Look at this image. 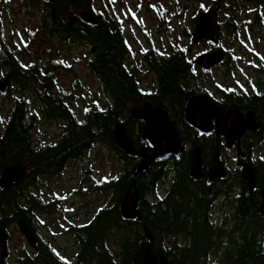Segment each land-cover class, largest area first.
I'll return each instance as SVG.
<instances>
[{
  "label": "trees",
  "instance_id": "trees-1",
  "mask_svg": "<svg viewBox=\"0 0 264 264\" xmlns=\"http://www.w3.org/2000/svg\"><path fill=\"white\" fill-rule=\"evenodd\" d=\"M189 1H185L184 8ZM220 1H212L206 10H218L217 4ZM238 1L248 0H232V4ZM41 5L48 21L47 31L53 39L59 43L83 42L86 47V67L97 79L105 104L101 108L93 106L85 114L83 121L77 120L74 112L63 101L49 93L56 87L52 71L44 68L40 71L33 62L29 67H24L16 57L22 51L19 48H10L3 42L0 33V68L6 69L2 79L9 77L6 92L11 91L12 85L24 91L30 90L39 99L42 106L40 110L46 120L63 122L62 134L66 136L65 139H90V152L96 146L106 147L124 166L116 178L105 179L94 186V190L102 194L110 193L112 206L96 210L90 219V230L85 227L75 235L79 244L78 264H133L134 256L147 243L143 226L152 238V254L158 262L163 259L164 264L263 262L264 217L260 206L264 191V157L259 156L254 162L253 155H248L256 143L264 140V91L253 85L241 90L234 87L224 89L217 85L220 97V101H217L200 86L199 80H204L208 72H200L186 58V50L176 47L167 58L163 56L160 63L152 58V64L155 65H151V68L156 86L154 91H141L138 81L133 74L126 71L124 65L123 58L128 48L126 49L120 27L107 12H95L94 0H41ZM206 10L199 8L192 16L193 28L199 14ZM84 11L92 15L95 24L83 21L81 12ZM222 26L230 33L236 29V25L228 21L222 23L221 29ZM2 27L0 20V31ZM190 34H186V37L189 38ZM231 53L232 51H228L223 60L224 64ZM59 66L58 64L56 67ZM195 95L206 97L219 109H234L242 113L252 111L257 115L261 124L257 136L261 139L256 143L245 139L243 143L248 150L244 152L247 163L254 170V192L248 193V187L238 171L228 174L226 179H220L216 185L208 186L203 181L205 178L200 181L193 180L189 175L191 151L195 145L200 146L199 139H195L191 147L188 148L185 144L178 161L170 162L171 165L154 164L137 177V190L140 195L138 210L142 220L125 221L119 211V204L133 179L138 158L127 157L114 145V124L124 125L137 150L143 147L144 143L139 139L142 124L130 115V110L149 102L170 114L179 136L181 130L192 134L193 131L184 123V107L188 99ZM27 112L26 104L16 101L3 132L0 133V174L16 164L29 167V172L22 180L7 188H0V229L5 231L7 237L8 227L16 225L20 219L28 224L32 232L36 231L29 216L31 204L34 209L43 212L54 209L52 202L41 206L31 191L38 189L40 178L57 175L61 166L58 149L54 146H48L42 151L33 150L32 127L26 123ZM134 123L137 125V132L134 130ZM202 142L203 164H207L206 156L213 154L215 142L213 139ZM169 177L174 179L172 188L167 191L163 202L156 203L157 189ZM225 198L227 199L224 201ZM217 201L224 202L229 211L220 220H215L212 216L213 205ZM112 237L116 240L114 243L111 242ZM37 240V250L31 253L22 252L16 258L15 264H61L48 244L41 238Z\"/></svg>",
  "mask_w": 264,
  "mask_h": 264
},
{
  "label": "rangeland",
  "instance_id": "rangeland-1",
  "mask_svg": "<svg viewBox=\"0 0 264 264\" xmlns=\"http://www.w3.org/2000/svg\"><path fill=\"white\" fill-rule=\"evenodd\" d=\"M185 1L94 0L95 12H107L120 27L126 49L128 48L123 59L127 66L130 64L140 67L141 73H136L135 79L141 91H153L156 86L154 78L143 73L142 60L147 52L168 57L176 47L185 49L191 57L204 49L201 45L192 46L186 34L192 33L194 29L191 26V18L197 10H206L215 0H190L184 8ZM233 4L232 0H221L217 4L219 23L222 25L228 21L236 25L233 33L222 26L219 46L233 51L240 63L229 70H215L212 75L199 80L200 86L217 101H220L217 85L224 89L234 87L237 90L248 89L253 85L264 91V78L253 76L248 70L249 60L254 56L264 60V10L258 18L250 14L246 3L238 1ZM42 9L41 0H0V20L3 23L0 33L3 42L12 49L19 48L22 51L20 55L16 54V57L24 67H29L33 62L40 71L43 68L52 71L56 87L49 93L63 101L74 112L77 120L83 121L90 108H101L105 104L104 94L97 79L86 67V47L83 42L59 43L53 39L47 31L48 21ZM58 64L60 66L56 67ZM5 73L6 69L0 68L1 78ZM10 87L11 91L0 93V133L3 132L15 102L19 101L27 106L26 123L32 127L31 135L35 142L41 147H44L47 141L53 143L62 132V124L43 117L39 99L30 90L17 89L15 85ZM186 144L189 145L190 140ZM254 150L256 159L259 156L264 157V141L257 144ZM234 157V151L222 150V159L228 161V167L232 170L235 166ZM123 169L124 166L108 148L96 146L90 152V219L101 207L112 206L110 193L102 194L94 190V186L105 179L116 178ZM78 170L77 166H72L61 176L40 178L38 189L31 191L41 206L48 202L54 205L53 210L43 212L34 209L31 204L29 216L39 238L48 244L61 263L65 261L66 254L76 251V240L70 231L71 227L77 225V220L85 219L87 214L88 184L83 187L86 193L68 197L78 185ZM62 197L64 201L58 202ZM220 212L221 210H213L212 216L215 220L224 218V213ZM8 232V256L5 264H15L16 258L22 252L31 253L32 250L26 245L15 224L8 227ZM114 237L111 238L112 243L116 241Z\"/></svg>",
  "mask_w": 264,
  "mask_h": 264
},
{
  "label": "water",
  "instance_id": "water-1",
  "mask_svg": "<svg viewBox=\"0 0 264 264\" xmlns=\"http://www.w3.org/2000/svg\"><path fill=\"white\" fill-rule=\"evenodd\" d=\"M82 19L85 22L95 24L96 21L89 13H84ZM221 30L219 26V13L217 9H208L199 14L196 19L194 29L189 36V43L197 46L206 41L211 46H217L220 43ZM224 59V54L220 49L214 52H204L199 54L194 63L210 71L219 66ZM9 84V77L0 80V93H3ZM130 115L140 121L143 126L141 129L140 141L144 146L138 150L127 135L125 127L121 123H116L112 129V138L114 145L121 150L127 157H138L139 160L132 175V181L127 186L119 204V211L125 221H141V214L138 210L140 195L137 190V177L149 170L154 164H162L170 159L178 161L182 154L181 140L172 124L169 113L159 106H152L146 103L140 107L130 110ZM184 122L198 136L208 137L213 131L217 136H223L224 147L232 149L236 147L235 163L240 168V177L248 187V193L252 194L255 190L254 170L250 165L243 164L244 155L241 153L240 142L245 132L257 134L260 131V124L256 121L255 114L251 111L245 114L238 110H227L221 112L214 103L206 97L195 95L188 99L184 107ZM202 151L199 146H195L191 151L190 177L193 180H200ZM207 179L215 182L218 179H224L227 171L221 162L219 143L217 142L211 163L207 171ZM26 176L25 168L22 164H16L8 167L0 174V188L4 189L12 186ZM260 212L264 217V191L262 192V204ZM16 227L23 237L26 245L34 249L36 239L28 224L20 219L16 222ZM143 231L146 242L140 247L133 258V264H164L155 258L150 249L152 242L151 236L145 226ZM8 256V237L3 229H0V264H5ZM260 264H264V261Z\"/></svg>",
  "mask_w": 264,
  "mask_h": 264
},
{
  "label": "flooded vegetation",
  "instance_id": "flooded-vegetation-1",
  "mask_svg": "<svg viewBox=\"0 0 264 264\" xmlns=\"http://www.w3.org/2000/svg\"><path fill=\"white\" fill-rule=\"evenodd\" d=\"M241 2H244L246 3L248 6H249V11H250V14L252 16H256L258 18H260V15H261V12H263L264 10V0H248V1H241ZM204 12V11H203ZM261 22V21H259ZM219 26H220V30H221V35H222V29H221V24L219 23ZM188 41H189V38H188ZM199 45H201L202 47H204V49L202 51H197L196 55L195 56H191L189 57L188 55H186V58L188 60H191L190 62L195 66V68H197L200 72L202 71H205L204 69H202L201 67L197 66L195 63H194V60L195 58L201 54V53H204V52H214L216 51L217 49H220L223 54H224V58L227 57L228 55V51H224V49H222L221 47H218V46H211L209 45L206 41H203L201 42ZM197 45V46H199ZM197 46H194V47H197ZM188 53L190 52V50L188 49L187 50ZM155 58L156 59V63H160L161 62V58L163 56H160L159 54L158 55H155V54H152L151 51L147 52V55H145V59L142 60V64H143V73L144 75L148 76V77H151V78H154V75H153V72H152V68H151V65H155V64H152L153 63V60L152 58ZM163 58H167V57H163ZM224 60V59H223ZM226 64L223 63V61L221 62V64L215 68H213L212 70L210 71H205V72H208V75H212L213 72L215 70H218V69H231L232 67H235L238 63H240V60L238 58V56L234 55L233 54V51L231 53V56H229V58L226 60ZM250 64L248 66V70L250 71V73L257 77V78H264V60L263 59H260L259 57L257 56H254L253 59H250ZM124 65H125V68H126V71L130 74H133L134 77L136 75V73L139 72L140 70V67H135V66H130V64L127 66L126 62L124 61ZM199 72V73H200ZM141 73V72H139ZM138 73V74H139ZM0 80H3L1 77H0ZM155 80V79H154ZM7 89V88H6ZM150 91V90H148ZM146 91V92H148ZM154 91V89H153ZM4 93V92H3ZM201 96V95H200ZM209 100V99H208ZM210 101V100H209ZM211 102V101H210ZM146 103H149V102H146ZM146 103H143L142 105L146 104ZM213 103V102H212ZM150 104V103H149ZM141 105V106H142ZM151 105V104H150ZM153 106V105H152ZM216 106V105H215ZM140 107V106H139ZM217 107V106H216ZM135 108V107H133ZM218 108V107H217ZM132 109V108H131ZM219 109V108H218ZM221 112H226L227 110H233V109H219ZM252 112V111H251ZM242 113V112H241ZM245 114V113H243ZM255 114V113H254ZM170 115V114H169ZM255 118H256V121L258 122V118H257V115L255 114ZM137 120V119H136ZM138 121V120H137ZM139 123H141L140 121H138ZM62 124V132L60 134V136L55 139V141L53 143H51V141H47V143L44 145V147H41L40 145H38L36 142H35V139H31L32 141V148L33 150L37 151V150H44L46 149L48 146H54L56 149H58V155H59V159H60V171L57 175L53 176V177H56V176H61L62 174H64L66 171H68L70 168H72V166H77L79 168L78 172L80 173L79 174V177H78V185L77 187H74L70 193V195L68 196L69 198L70 197H74V196H77V195H80V194H83L84 192L86 193L87 191H84L83 190V187L84 185L88 184L89 187H88V197H89V203H88V207H87V214L85 215V219L81 218L80 220H77L76 221V224L77 225H73V227H71L70 231H72L73 233V236L75 238V235L77 234V232H81V230L85 227L89 228L90 230V139H65L66 136L63 135V130H64V124L63 122H60ZM185 123V122H184ZM259 123V122H258ZM142 124V123H141ZM260 124V123H259ZM186 125V124H185ZM143 126V124H142ZM187 126V125H186ZM188 127V126H187ZM189 128V127H188ZM142 129V128H141ZM191 129V128H190ZM260 129H261V124H260ZM134 130L137 132V125L136 123H134ZM176 130V129H175ZM192 130V129H191ZM193 131V130H192ZM177 132V131H176ZM260 132V131H259ZM257 134H253L251 132H245L241 138V142H240V149H241V153L244 155V158L242 159V163L243 164H247V159H246V155L244 154V152H248L247 150V147L246 146H243V143L245 141V139H250L251 140V143H256V141H258L259 138ZM141 136V134H140ZM179 139H185L184 141H181V145H182V148L185 146L186 142L188 140H190V144L187 145L188 148L191 147V145L193 144L194 140L195 139H199V145H195V146H199L200 148H202V144L204 142H202L203 140H206V139H213L214 142H215V145L216 143L218 142L219 143V149H220V157H221V162L223 163L226 171H227V176L228 174H233L235 173V171L239 172V176H240V168H238L236 166V163H235V157H234V163H235V166H234V169H230L228 167V164H227V160L225 159H222V150L225 149V150H228V151H234V155H236V147L232 148V149H226L224 147V141H223V136H217L216 133H215V130L213 131V133L208 136V137H205V136H198V134H196L195 131L192 132V134L188 133L185 131L184 133V130H181L180 131V136L178 135ZM140 139V137H139ZM262 139H264V137H262ZM264 141V140H263ZM261 141V142H263ZM260 143V142H259ZM258 143V144H259ZM214 145V147H215ZM257 145V143L252 147V152L249 153L248 156H252V160L254 162H256V159L254 157V148L255 146ZM194 146V147H195ZM192 147V148H194ZM202 151V149H201ZM213 155V154H212ZM212 155L209 157V156H206V163L207 164H203V155H202V162H201V173H202V178L200 180H203L205 178V180H203L208 186L209 185H216L218 183V180H216L215 182H210L208 179H207V174H206V171L208 169V167L210 166V163H211V157ZM138 158V157H136ZM139 160V158H138ZM174 161L173 159H170L168 162H166L165 164H168L170 162ZM171 165V163L169 164ZM251 166V165H250ZM25 172L26 174L29 172V167L26 166L25 167ZM190 173V171H189ZM190 175V174H189ZM226 176V178H227ZM48 178H51V177H48ZM224 178V179H226ZM47 179V178H46ZM173 180L171 177H169L166 182L164 183L163 186H160L158 187L157 189V198L158 200L156 201V203L158 202H163V200L166 198L167 196V191L171 190L172 188V183H173ZM200 180H197V181H200ZM235 190V189H234ZM228 191V190H227ZM238 192V189L236 190ZM228 195L231 196L230 192L228 191ZM232 195H234V193H232ZM225 196V195H224ZM223 196V197H224ZM220 197V196H218ZM227 198L224 199V201L226 200ZM64 201V198H59L58 199V202H63ZM216 209V210H221L220 213H224V217L226 216L227 212H228V208L227 206L224 204V202L222 201H217L214 205H213V210ZM226 209V211H224ZM212 210V211H213ZM222 217V216H221ZM31 229V228H30ZM36 232V233H35ZM34 234V237L36 239V247L34 249H31L32 252H35L37 250V244H38V240L37 238H39L38 236V233L37 231H34L33 232ZM76 240V251L73 253V254H66L64 259L65 261L62 262L61 264H78V253H79V244H78V240L75 238ZM82 264V263H81Z\"/></svg>",
  "mask_w": 264,
  "mask_h": 264
},
{
  "label": "snow or ice",
  "instance_id": "snow-or-ice-1",
  "mask_svg": "<svg viewBox=\"0 0 264 264\" xmlns=\"http://www.w3.org/2000/svg\"><path fill=\"white\" fill-rule=\"evenodd\" d=\"M113 2H114V0H113Z\"/></svg>",
  "mask_w": 264,
  "mask_h": 264
}]
</instances>
